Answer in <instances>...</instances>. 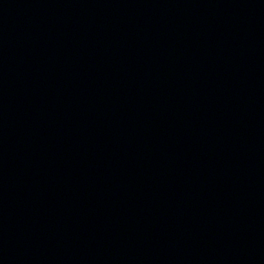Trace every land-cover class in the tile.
Returning a JSON list of instances; mask_svg holds the SVG:
<instances>
[{
	"label": "water",
	"instance_id": "95a60500",
	"mask_svg": "<svg viewBox=\"0 0 264 264\" xmlns=\"http://www.w3.org/2000/svg\"><path fill=\"white\" fill-rule=\"evenodd\" d=\"M173 16L264 43V0H133Z\"/></svg>",
	"mask_w": 264,
	"mask_h": 264
}]
</instances>
